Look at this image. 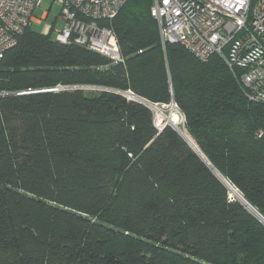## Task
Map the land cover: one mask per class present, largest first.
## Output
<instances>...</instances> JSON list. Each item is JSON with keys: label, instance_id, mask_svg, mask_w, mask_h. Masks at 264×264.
<instances>
[{"label": "trees", "instance_id": "obj_1", "mask_svg": "<svg viewBox=\"0 0 264 264\" xmlns=\"http://www.w3.org/2000/svg\"><path fill=\"white\" fill-rule=\"evenodd\" d=\"M151 2L127 12V0L112 19L123 63L32 24L4 52L0 264H264V225L171 126L157 129L150 108L110 90H52L173 99L204 155L264 217V102L246 98L218 54L163 48Z\"/></svg>", "mask_w": 264, "mask_h": 264}, {"label": "built area", "instance_id": "obj_2", "mask_svg": "<svg viewBox=\"0 0 264 264\" xmlns=\"http://www.w3.org/2000/svg\"><path fill=\"white\" fill-rule=\"evenodd\" d=\"M53 1L60 5L56 18L62 21L56 40L86 47L114 64L124 62L110 23L127 0ZM40 3L0 0V59L32 24ZM150 13L163 45L178 43L203 61L218 54L246 98L264 102V0H152Z\"/></svg>", "mask_w": 264, "mask_h": 264}, {"label": "rangeland", "instance_id": "obj_3", "mask_svg": "<svg viewBox=\"0 0 264 264\" xmlns=\"http://www.w3.org/2000/svg\"><path fill=\"white\" fill-rule=\"evenodd\" d=\"M139 2H136L135 0H128V6H126L124 9L128 8V7H131V11H129L128 9H126L127 12H138V10L136 9H133L132 7L134 8H144V4H145V1L146 0H138ZM149 8V6H148ZM150 11V9H148ZM123 9V10H124ZM60 11V5L58 4L57 1H53V0H41V3L35 7L34 11H33V21H32V28L37 30V31H43L44 29H47L48 32L46 33H49L52 37L53 35L55 34L56 31H58L61 26H62V21L57 17L58 13ZM119 12V11H118ZM151 15V13H150ZM152 16V15H151ZM153 17V16H152ZM56 19V20H55ZM153 19L155 20V18L153 17ZM156 21V24H157V20ZM112 22V21H111ZM110 25L112 26V23H110ZM49 27H52L53 29L52 30H49ZM113 28V26H112ZM157 29H158V36H159V27H158V24H157ZM114 30V28H113ZM115 32V30H114ZM116 34V32H115ZM117 36V35H116ZM118 39V38H117ZM159 39H160V36H159ZM160 43L162 45V47L164 48L166 43H171V42H166L164 45L162 44L161 40H160ZM140 51V50H139ZM116 64H119V63H116ZM79 86H84V85H79ZM87 86V85H85ZM84 86V87H85ZM68 87V88H67ZM83 87V88H84ZM89 87H97V86H89ZM69 88H73V87H70V86H56L54 87L52 90H62V89H69ZM82 88V89H83ZM88 88V87H86ZM90 89V88H89ZM96 89L98 90H110V91H114L116 93H120L122 95H125L123 92H130V93H133L132 91L130 90H126V91H122V90H119V89H112V88H107V87H97ZM88 92V91H87ZM5 93V92H4ZM134 94V93H133ZM136 95V94H134ZM126 96V95H125ZM138 96V95H137ZM140 97V96H139ZM128 98V97H127ZM129 98H132V97H129ZM143 98V97H142ZM147 102H146V106L148 108L151 109V111L153 112V118H154V123H155V126L157 127V129L160 131L161 129V126H163L165 120H167L169 122V120L171 122H174V121H177L178 124L181 126V118L179 115H182L183 114L181 113V111L178 109L177 105L174 103L173 99L170 100V102L168 104H165V103H162V104H158L156 102H152L146 98H144ZM131 100H135V99H131ZM135 101H138V100H135ZM139 102V101H138ZM141 103V102H140ZM143 104V103H142ZM157 105L159 109H161L162 113L164 114V118L162 119L161 118V121H160V124L158 125V119L159 117L161 116H157L159 115L152 107L151 105ZM145 105V104H144ZM161 105H166L164 107H162ZM171 105H174V108L176 110H178V114L175 112V110L171 111V108L170 106ZM161 115V114H160ZM182 123H183V127L185 128L186 130V127L184 125V119L182 118ZM168 126H171L172 124L169 122V124H166ZM165 125V126H166ZM172 127V126H171ZM173 128V127H172ZM174 129V128H173ZM186 132L188 133V131L186 130ZM258 134H261L260 132ZM188 135L191 137V135L188 133ZM183 139V138H182ZM191 139L194 141L195 145L198 147V149L202 152V150L199 148V146L196 144L195 140L191 137ZM184 140V139H183ZM185 141V140H184ZM186 142V141H185ZM203 153V152H202ZM204 155V153H203ZM205 156V155H204ZM206 157V156H205ZM207 158V157H206ZM208 159V158H207ZM203 161V160H202ZM209 161V159H208ZM204 162V161H203ZM210 162V161H209ZM211 163V162H210ZM212 164V163H211ZM208 167V166H207ZM218 171V170H217ZM219 172V171H218ZM220 173V172H219ZM221 174V173H220ZM222 175V174H221ZM223 176V175H222ZM217 177V176H216ZM224 177V176H223ZM218 178V177H217ZM219 179V178H218ZM220 180V179H219ZM221 181V180H220ZM223 183V182H222ZM229 189V188H228ZM229 197L231 199H236V196L230 191L229 189ZM242 203V202H241ZM244 205V204H243ZM249 211V210H248ZM250 212V211H249ZM262 216V215H261ZM263 217V216H262ZM264 218V217H263Z\"/></svg>", "mask_w": 264, "mask_h": 264}, {"label": "water", "instance_id": "obj_4", "mask_svg": "<svg viewBox=\"0 0 264 264\" xmlns=\"http://www.w3.org/2000/svg\"><path fill=\"white\" fill-rule=\"evenodd\" d=\"M70 87H74V88H79L82 89L84 86H70ZM90 88L89 86H85ZM84 87V88H85ZM68 88V87H67ZM93 88V87H91ZM97 88V87H94ZM41 90H49V89H41ZM39 91V90H37ZM129 99H135L138 100L139 102L146 104V100L142 97H139L137 95H134L133 93L130 92H123ZM7 94H11V93H0V95H7ZM162 107L166 106V105H161ZM182 118L184 119V117L182 116ZM168 124L167 121L164 122L163 126H161V129ZM173 127V126H172ZM174 128V127H173ZM174 130L179 134V132L174 128ZM180 135V134H179ZM181 136V135H180ZM182 137V136H181ZM183 138V137H182ZM185 140V138H183ZM186 141V140H185ZM186 143L192 148V150L204 161V163L209 167V169L226 185V187H228L230 189V191L236 196V198L242 202V204H244V206L250 211V213H252L263 225H264V218L261 216V214L254 208L252 207L244 198L243 196L240 194V192L238 191V189L236 187H234L233 185H231L226 178H224L218 171L217 169L208 161V159L203 155V153L197 148H194V146H192L189 142L186 141ZM239 194L242 198H238L237 194ZM251 208L254 209V211H252Z\"/></svg>", "mask_w": 264, "mask_h": 264}, {"label": "bare ground", "instance_id": "obj_5", "mask_svg": "<svg viewBox=\"0 0 264 264\" xmlns=\"http://www.w3.org/2000/svg\"><path fill=\"white\" fill-rule=\"evenodd\" d=\"M151 107H152V108H153V109L159 114V115H157L158 117L161 116L160 114H163L162 111H161V109H159L157 105H153V104H152ZM170 108H171V111L175 110V112L178 114L177 110L174 108V105H171ZM179 116H180V115H179ZM161 118L163 119L164 116L159 117V119H158V125L160 124ZM165 121H167V120H165ZM167 122H168V121H167ZM169 122L172 124L171 126H173V127L179 132V134H180L183 138H185V140H186L187 142H189L192 146H194V148H197V150H198V147H197L196 145H194V144H193V143H192V142L186 137V134H188V133L186 132L185 128L183 127L182 119H181V126L178 127V128H177L176 125H175L174 123H172L170 120H169ZM169 122H168V124H169ZM236 194H237V193H236ZM237 196H238V198H242L239 194H237ZM250 209H251L252 211H254L253 208L250 207Z\"/></svg>", "mask_w": 264, "mask_h": 264}, {"label": "crops", "instance_id": "obj_6", "mask_svg": "<svg viewBox=\"0 0 264 264\" xmlns=\"http://www.w3.org/2000/svg\"><path fill=\"white\" fill-rule=\"evenodd\" d=\"M46 32H47V31H46V29H44V30L42 31V33H45V34H47Z\"/></svg>", "mask_w": 264, "mask_h": 264}]
</instances>
